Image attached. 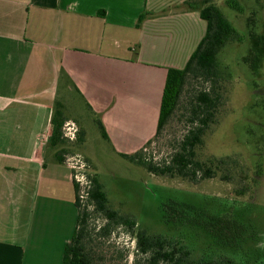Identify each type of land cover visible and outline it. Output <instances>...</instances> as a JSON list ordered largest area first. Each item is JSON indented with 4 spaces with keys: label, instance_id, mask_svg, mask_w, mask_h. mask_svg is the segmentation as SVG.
Listing matches in <instances>:
<instances>
[{
    "label": "crops",
    "instance_id": "obj_1",
    "mask_svg": "<svg viewBox=\"0 0 264 264\" xmlns=\"http://www.w3.org/2000/svg\"><path fill=\"white\" fill-rule=\"evenodd\" d=\"M187 1L0 0V264L69 242L65 156L93 168L90 142L131 155L154 137L167 70L184 68L206 31Z\"/></svg>",
    "mask_w": 264,
    "mask_h": 264
},
{
    "label": "rangeland",
    "instance_id": "obj_2",
    "mask_svg": "<svg viewBox=\"0 0 264 264\" xmlns=\"http://www.w3.org/2000/svg\"><path fill=\"white\" fill-rule=\"evenodd\" d=\"M239 2L241 12L229 8L226 0H215L243 41L228 43L217 55L218 77L214 88L221 98L202 145L195 149L201 162L210 158L214 166L217 164V170L212 167L214 177L200 180L199 171L194 181L161 177L148 173L142 165V162L167 163L177 150L179 141L190 129L186 122L190 100L198 90L209 89L210 83H202L200 79L188 81L175 117L159 136L138 149L140 156L133 158V153L124 158L107 145L102 144L96 150L93 142L89 143L91 148L87 152L94 153L93 168L87 163L91 179L101 184L109 209L135 222L131 229L117 224L108 235L95 236L105 224L104 217L90 205L81 203V210L88 212L87 233L92 239L86 245L95 260L99 258V264H133L135 259L141 263L135 244V233L139 230L177 241L190 250L193 259L211 260L215 264H225L227 260L236 264H264V62L253 65L249 54L254 31L264 28V12L256 0ZM169 202L199 207L203 213L217 218H235L243 229L239 247L217 245L200 230L180 226L178 222L162 223ZM39 247L42 245L37 243L33 244L35 250L29 247L22 264L61 263L63 244L47 241L42 250Z\"/></svg>",
    "mask_w": 264,
    "mask_h": 264
},
{
    "label": "trees",
    "instance_id": "obj_3",
    "mask_svg": "<svg viewBox=\"0 0 264 264\" xmlns=\"http://www.w3.org/2000/svg\"><path fill=\"white\" fill-rule=\"evenodd\" d=\"M262 1L256 0L257 3H260L261 11L264 12V2L262 3ZM226 4L235 11L241 12L242 10L239 0H226ZM184 6L189 10L199 12L200 17L206 22V31L185 67L167 70L154 137L159 136L168 122L175 117L179 110L181 94L188 81L200 79L202 83H210L209 89L206 91L198 90L193 99L190 100L189 118L186 119L190 129L179 141L177 150L169 161L160 164L142 162V165L148 173L153 175L194 181L198 171L201 173L200 180L214 177L217 166V164L214 166V162L210 158L201 162L196 158L195 153V149L202 145V139L209 129V124L214 120L217 103L221 98V94L214 88L218 77L217 55L228 43L242 42L243 38L217 8L215 0H189L184 3ZM145 17H147L145 12L139 15L136 28L139 27L140 22ZM249 45L252 64L263 63L264 28L254 31ZM60 135V127L54 126L51 135L52 140L60 142ZM150 140L145 145L149 144ZM122 156L124 158L129 157L123 154ZM134 156H140L138 151L132 157L134 158ZM218 163L220 164L219 161ZM213 166L214 170L212 169ZM91 181L92 188L88 193L87 205L93 207L94 212L101 214L105 223L97 229L94 235L106 236L117 224L125 225L130 229L133 228L135 222L121 216L117 211L109 209L101 184L95 178H92ZM77 193L78 188L74 185V204L78 210L76 228L69 242L65 244L64 250H62L60 264H99V258L95 260L91 249L89 250L86 245V242L92 241L89 233H87L88 212L81 210L82 206ZM165 207L167 212L161 217L162 223L174 224L178 222L180 226L200 230L207 237L213 239L217 245L239 247L243 229L235 218H229L230 220L217 218V216L209 213H203L199 207L175 202H169ZM145 233L140 230L135 233L136 254H139L143 261L139 263L135 259L133 264H215L211 260L193 259L190 250L175 240L167 239L159 234L147 235ZM225 264L236 263L227 260Z\"/></svg>",
    "mask_w": 264,
    "mask_h": 264
},
{
    "label": "built area",
    "instance_id": "obj_4",
    "mask_svg": "<svg viewBox=\"0 0 264 264\" xmlns=\"http://www.w3.org/2000/svg\"><path fill=\"white\" fill-rule=\"evenodd\" d=\"M63 136L67 140H72L76 134V128L71 123H64ZM65 166L71 171L70 179L78 188L77 196L80 203L87 204L88 193L92 188V181L87 170L88 166L79 155H69L64 159Z\"/></svg>",
    "mask_w": 264,
    "mask_h": 264
}]
</instances>
